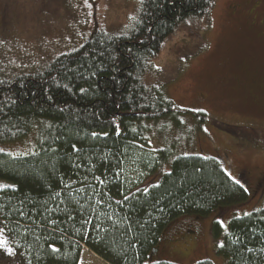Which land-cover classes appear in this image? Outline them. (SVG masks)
Masks as SVG:
<instances>
[{
  "label": "trees",
  "instance_id": "16d2710c",
  "mask_svg": "<svg viewBox=\"0 0 264 264\" xmlns=\"http://www.w3.org/2000/svg\"><path fill=\"white\" fill-rule=\"evenodd\" d=\"M214 3L145 0L126 31L96 29L44 66L0 77V143L38 131L33 152H0V181L11 186L0 189V223L16 264H78L83 247L108 264H146L171 221L248 200L218 158L152 146L179 115L208 118L144 78L178 26ZM129 162L145 176L130 180ZM212 236L225 264H264V205L225 228L214 220Z\"/></svg>",
  "mask_w": 264,
  "mask_h": 264
},
{
  "label": "rangeland",
  "instance_id": "374dc122",
  "mask_svg": "<svg viewBox=\"0 0 264 264\" xmlns=\"http://www.w3.org/2000/svg\"><path fill=\"white\" fill-rule=\"evenodd\" d=\"M138 7L139 0H0V77L44 66L96 29L126 31ZM144 79L177 107L208 117L198 122L179 115V126L167 121L164 137L155 134L152 146L216 157L248 192L241 205L171 221L146 264H225L215 252L213 221L225 228L231 217L264 205V0H215L208 17L178 26ZM37 139L36 126L19 140L0 143V152L29 154ZM126 173L130 180L144 175L133 162ZM0 264H16L6 248H0ZM78 264L108 263L83 247Z\"/></svg>",
  "mask_w": 264,
  "mask_h": 264
},
{
  "label": "snow or ice",
  "instance_id": "6c2138e0",
  "mask_svg": "<svg viewBox=\"0 0 264 264\" xmlns=\"http://www.w3.org/2000/svg\"><path fill=\"white\" fill-rule=\"evenodd\" d=\"M84 2H85V4H87L88 0H84ZM139 3L141 5H143L145 3V0H139ZM92 135L95 136L97 134L93 133ZM72 150L74 152L79 151V149L76 147V145H72ZM0 151H2V150H0ZM8 187H11V186L10 185H0V189H4V188H8ZM125 199H127V197H125ZM245 215H248V213H245ZM5 228H6V225L0 223V248H6V251L9 254H13V249L8 246L9 241L6 238ZM219 247H223V245L221 244V245H219ZM49 248L51 249L52 253H57L59 251V249H57L54 245H51V244L49 245ZM249 251H251V249H249Z\"/></svg>",
  "mask_w": 264,
  "mask_h": 264
}]
</instances>
